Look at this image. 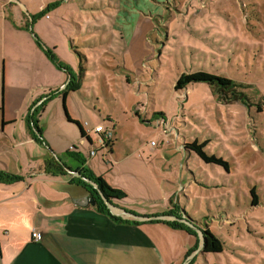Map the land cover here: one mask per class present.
Masks as SVG:
<instances>
[{
	"label": "rangeland",
	"instance_id": "1",
	"mask_svg": "<svg viewBox=\"0 0 264 264\" xmlns=\"http://www.w3.org/2000/svg\"><path fill=\"white\" fill-rule=\"evenodd\" d=\"M21 1L26 34L10 49L22 57L15 66L25 67L27 85L41 77L40 54L59 72L51 80L44 75L58 97L36 119L62 157L78 151L96 176L125 194L110 203L147 216L173 211L178 217L168 214L165 222L190 228H155L170 249L168 264L182 254L180 264H264V0ZM80 66L81 84L63 101L56 89L72 73L78 79ZM197 71L232 79L245 103L205 82L174 89L182 73ZM65 113L110 127L112 151L98 148L89 157L96 136L82 146L71 139L58 125ZM195 139L207 140L204 150L229 170L184 148ZM206 228L222 241L221 252H203Z\"/></svg>",
	"mask_w": 264,
	"mask_h": 264
},
{
	"label": "crops",
	"instance_id": "2",
	"mask_svg": "<svg viewBox=\"0 0 264 264\" xmlns=\"http://www.w3.org/2000/svg\"><path fill=\"white\" fill-rule=\"evenodd\" d=\"M26 9L21 0H0V172L23 178L0 182V264H168L165 256L170 255V249L155 232V228H171L165 223L169 220L167 213H131L116 201L107 203L110 213L128 222H118L98 212L89 199L85 200L89 192L74 181L81 167H91V163L85 159V164L80 163L76 159L80 153L75 151L69 154L77 161L71 165V160L58 152L50 131L36 119L45 103L58 97L45 100L56 85L47 77L44 80V75L49 74L51 80L59 72L40 54L43 58L36 66L39 64L43 70L41 77L35 82L30 79L27 85L25 67L15 66L22 57L10 47L17 49L22 44L18 35L25 32L27 22L19 13L26 16ZM76 25L81 29L80 24ZM145 25L151 28L150 23ZM73 36V31L68 32L70 41L75 40ZM129 44L134 51L133 40ZM32 113L43 142L33 138V126L25 121L26 115ZM58 122L80 144L78 126L61 115ZM112 144L114 137L109 146ZM121 163L124 161L119 160L115 167ZM32 230L41 233L39 241L32 238ZM182 255L184 260L187 254Z\"/></svg>",
	"mask_w": 264,
	"mask_h": 264
},
{
	"label": "trees",
	"instance_id": "3",
	"mask_svg": "<svg viewBox=\"0 0 264 264\" xmlns=\"http://www.w3.org/2000/svg\"><path fill=\"white\" fill-rule=\"evenodd\" d=\"M80 70L81 71L79 73L78 79L75 76L71 75L70 78L67 80V83L59 92L62 95L63 101L65 100L67 94L71 90H76L79 88L80 80L83 74L82 72L83 70L81 66H80ZM196 82H205L211 85L214 88L215 92H220V91L225 92L226 99L245 103L244 97L242 96L241 92L236 89L237 84L232 79L227 77L212 75L204 71H197L189 74L182 73L176 80L174 89L182 90L185 89L189 83H196ZM57 93L58 92H56L55 94ZM53 95L54 94H49V96L45 100L50 99ZM66 116L68 121L73 122L78 126L81 135L84 136L83 129L80 123L78 121H72L67 113ZM25 121L27 122V124L31 123V125L33 126L34 130L33 131L31 130V134L33 135V138L38 142H43L40 131L38 130V128H35L36 120L34 119V114L33 113L27 114L25 117ZM206 142L207 140L199 142L198 140L195 139L192 142L186 143L184 145V148L189 151H193L205 163L219 165L225 170H229V163L225 159H223L220 156H216L215 154H209L204 150V146ZM74 156L76 155L74 154ZM76 159L80 163L85 164V160L82 159L80 156L77 155ZM22 179L23 178L19 175L0 172V182L11 183ZM74 181L77 184L84 187L89 192V194L92 196L94 200V208L98 212L107 215L109 218L115 221L124 222V223L128 222L126 220L121 219L120 217H116L112 215L107 207V203H110L111 198L124 197L125 196L124 193H122L119 190L110 188L109 185L105 182V180L101 176H96L89 168L85 166L81 167V169L78 171V176L74 178ZM250 194H251V201H250L251 205L258 204L259 196L256 192L255 187H252V189H250ZM168 214H172L173 216L178 217L173 211H170V213H167V215ZM165 223L173 229H184V230L186 229L188 233L192 232L190 228L186 226L184 228L182 224L178 225V222L176 221L165 222ZM202 235H203V252L217 253L223 250L222 241L211 230L207 228L203 229ZM191 251L192 250H190V252Z\"/></svg>",
	"mask_w": 264,
	"mask_h": 264
},
{
	"label": "built area",
	"instance_id": "4",
	"mask_svg": "<svg viewBox=\"0 0 264 264\" xmlns=\"http://www.w3.org/2000/svg\"><path fill=\"white\" fill-rule=\"evenodd\" d=\"M82 126L84 136L81 137L80 145H83L86 139L89 140L91 144L94 143V141L91 139L92 135L96 136V139L99 143V146L96 149H91L89 151V157H93L96 154L98 148H106L108 150V147L113 140V133L110 127L105 126L103 124H96L94 126H90L88 122H83ZM72 148L73 146H69V149ZM31 236L34 240L37 241L41 239V233L37 230H32Z\"/></svg>",
	"mask_w": 264,
	"mask_h": 264
},
{
	"label": "water",
	"instance_id": "5",
	"mask_svg": "<svg viewBox=\"0 0 264 264\" xmlns=\"http://www.w3.org/2000/svg\"><path fill=\"white\" fill-rule=\"evenodd\" d=\"M64 116H65V118L67 119L66 113H65ZM88 199L90 200L91 204H94V200H93V198H92L91 195H89L88 198H85L86 201H88ZM104 200H105V198H104Z\"/></svg>",
	"mask_w": 264,
	"mask_h": 264
}]
</instances>
